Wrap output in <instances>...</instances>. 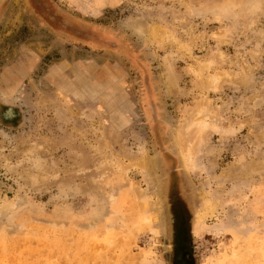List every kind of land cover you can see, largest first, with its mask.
Wrapping results in <instances>:
<instances>
[{
  "label": "rangeland",
  "instance_id": "374dc122",
  "mask_svg": "<svg viewBox=\"0 0 264 264\" xmlns=\"http://www.w3.org/2000/svg\"><path fill=\"white\" fill-rule=\"evenodd\" d=\"M38 1L0 0V264H264V0Z\"/></svg>",
  "mask_w": 264,
  "mask_h": 264
},
{
  "label": "bare ground",
  "instance_id": "6f19581e",
  "mask_svg": "<svg viewBox=\"0 0 264 264\" xmlns=\"http://www.w3.org/2000/svg\"><path fill=\"white\" fill-rule=\"evenodd\" d=\"M164 33L162 32V29L161 28H157L155 27V30H154V35L156 38H158L159 36H162ZM202 119V118H201ZM197 126H199V123H195ZM190 126V124H189ZM194 127V124L192 125ZM190 128V127H189ZM188 131V129H187ZM190 135V136H189ZM189 135L187 136V138L184 140V146H185V153L188 154L187 157L189 156V160L191 161L192 163V156H193V151H196V149L194 148V138H193V135L190 131ZM198 146V145H197ZM195 153V152H194ZM197 154V152H196ZM195 155V154H194ZM197 159V158H196ZM194 160V158H193ZM195 163V162H194ZM145 165H147L148 168H150L151 164L149 162H146ZM171 244V243H170Z\"/></svg>",
  "mask_w": 264,
  "mask_h": 264
},
{
  "label": "flooded vegetation",
  "instance_id": "af4514ba",
  "mask_svg": "<svg viewBox=\"0 0 264 264\" xmlns=\"http://www.w3.org/2000/svg\"><path fill=\"white\" fill-rule=\"evenodd\" d=\"M37 1L38 0H30V2L31 3H37ZM39 2V1H38ZM182 241V243H183V240H181ZM182 250V252H181V256H180V258H182V263H184V261H185V257L182 255V253L184 252V250H183V248L181 249ZM184 254V253H183Z\"/></svg>",
  "mask_w": 264,
  "mask_h": 264
}]
</instances>
